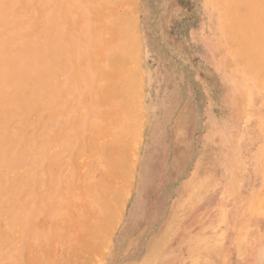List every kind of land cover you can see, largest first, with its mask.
<instances>
[{"label":"rangeland","instance_id":"1","mask_svg":"<svg viewBox=\"0 0 264 264\" xmlns=\"http://www.w3.org/2000/svg\"><path fill=\"white\" fill-rule=\"evenodd\" d=\"M230 5L0 0V264H264V0Z\"/></svg>","mask_w":264,"mask_h":264},{"label":"bare ground","instance_id":"2","mask_svg":"<svg viewBox=\"0 0 264 264\" xmlns=\"http://www.w3.org/2000/svg\"><path fill=\"white\" fill-rule=\"evenodd\" d=\"M86 1V0H85ZM222 5V4H221ZM228 6V5H227ZM231 7L233 6V7H236V11H235V14H238V17L236 18L235 17V20H234V27H235V31H236V27L238 28V31H240L241 29L243 30V27L245 26L244 25V23L246 22V12H242L241 11V9H240V6H241V0H231V5H230ZM229 6V7H230ZM229 9V8H228ZM244 11V10H243ZM228 13H229V11H228ZM234 13V12H233ZM264 16V15H263ZM228 17H229V15H228ZM232 18V17H231ZM121 25V24H120ZM242 32H244V31H242ZM125 33V32H124ZM234 34H235V32H234ZM241 34H243V33H241ZM248 34V33H247ZM236 35V34H235ZM240 35V34H239ZM238 38V37H237ZM232 39V38H231ZM239 40V39H238ZM231 41V40H230ZM240 41V40H239ZM242 43V42H241ZM244 44V43H243ZM248 44V43H247ZM232 45V44H231ZM261 45V44H260ZM255 46V45H254ZM263 46V45H262ZM232 48V47H231ZM234 48V47H233ZM232 48V49H233ZM243 49V48H242ZM245 49V48H244ZM258 52V51H257ZM262 56V55H261ZM250 60V59H249ZM258 60V59H257ZM261 60V59H260ZM251 61V60H250ZM259 71L258 72H260V73H264L262 70H261V68H259L258 69ZM263 77H264V74L262 75ZM262 77V78H263ZM120 112H121V109H120ZM119 112V113H120ZM119 120H120V118H119ZM123 122V121H122ZM131 127H133V126H131ZM131 127H130V130H131ZM134 128V127H133ZM126 129H127V127H126ZM129 136V135H128ZM84 147V146H83ZM97 162V161H96ZM98 166V165H97ZM96 168V167H95ZM128 169H129V167H128ZM115 173V172H114ZM117 176H118V174H117ZM116 177V176H115ZM117 178V177H116ZM124 179V178H123ZM113 181V180H112ZM125 181V180H124ZM100 183H101V181H100ZM110 183V182H109ZM120 183V182H119ZM115 184H116V182H115ZM109 187V186H108ZM127 190V189H126ZM76 191V190H75ZM124 197H126V196H124ZM103 198V197H102ZM108 198V197H107ZM104 199V198H103ZM105 200V199H104ZM107 201V200H106ZM261 206V205H260ZM115 208H117V207H115ZM262 210V209H261ZM119 212V211H118ZM107 232V231H106Z\"/></svg>","mask_w":264,"mask_h":264}]
</instances>
